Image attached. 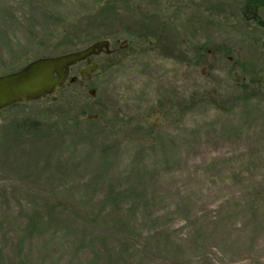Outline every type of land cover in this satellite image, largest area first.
Wrapping results in <instances>:
<instances>
[{
  "label": "rangeland",
  "instance_id": "obj_1",
  "mask_svg": "<svg viewBox=\"0 0 264 264\" xmlns=\"http://www.w3.org/2000/svg\"><path fill=\"white\" fill-rule=\"evenodd\" d=\"M259 21L247 0H0V76L112 50L0 111V264H264Z\"/></svg>",
  "mask_w": 264,
  "mask_h": 264
},
{
  "label": "water",
  "instance_id": "obj_2",
  "mask_svg": "<svg viewBox=\"0 0 264 264\" xmlns=\"http://www.w3.org/2000/svg\"><path fill=\"white\" fill-rule=\"evenodd\" d=\"M107 46L108 42L103 41L81 51L38 58L15 72L1 75L0 111L53 96L68 81L72 66L98 54Z\"/></svg>",
  "mask_w": 264,
  "mask_h": 264
},
{
  "label": "flooded vegetation",
  "instance_id": "obj_3",
  "mask_svg": "<svg viewBox=\"0 0 264 264\" xmlns=\"http://www.w3.org/2000/svg\"><path fill=\"white\" fill-rule=\"evenodd\" d=\"M107 41L108 46L104 47L98 54H94L87 58L86 60L72 66L69 71V79L66 83H75L79 78H85L87 80L91 79L95 72L100 68V64L94 61L95 58L103 57V56H110L112 54L111 50V41L104 39L99 40L94 43H91L87 46V48L95 43ZM86 48H83L84 50Z\"/></svg>",
  "mask_w": 264,
  "mask_h": 264
},
{
  "label": "trees",
  "instance_id": "obj_4",
  "mask_svg": "<svg viewBox=\"0 0 264 264\" xmlns=\"http://www.w3.org/2000/svg\"><path fill=\"white\" fill-rule=\"evenodd\" d=\"M248 1V3L250 4V5H253V6H255V7H257V8H259V7H264V0H247ZM259 24L260 25H262L263 27H264V21H259ZM25 66V65H24ZM20 68H22V67H20ZM19 68V69H20ZM17 69H13L11 72H13V71H16ZM162 237V236H161ZM158 243V246L159 247H161V245H163V241L160 243L159 241L157 242Z\"/></svg>",
  "mask_w": 264,
  "mask_h": 264
}]
</instances>
